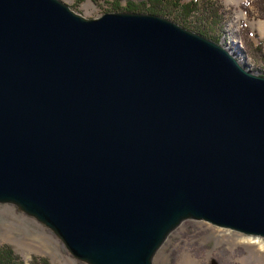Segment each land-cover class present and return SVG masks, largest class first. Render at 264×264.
Here are the masks:
<instances>
[{
  "label": "water",
  "instance_id": "water-1",
  "mask_svg": "<svg viewBox=\"0 0 264 264\" xmlns=\"http://www.w3.org/2000/svg\"><path fill=\"white\" fill-rule=\"evenodd\" d=\"M221 39L0 0V203L88 264H153L187 219L264 238V75Z\"/></svg>",
  "mask_w": 264,
  "mask_h": 264
},
{
  "label": "rangeland",
  "instance_id": "rangeland-1",
  "mask_svg": "<svg viewBox=\"0 0 264 264\" xmlns=\"http://www.w3.org/2000/svg\"><path fill=\"white\" fill-rule=\"evenodd\" d=\"M63 1L87 18H97L112 10V0ZM217 1L233 10L223 35L238 39L252 68L263 74V61L259 55L252 54L251 47L260 42L264 45V19L259 17L253 4L250 13L240 7L246 0ZM4 245L20 255L25 264H31L35 258L46 259L51 264H88L76 258L51 228L12 203H0V246ZM261 245H264L261 236L187 219L168 235L152 261L153 264H264Z\"/></svg>",
  "mask_w": 264,
  "mask_h": 264
},
{
  "label": "trees",
  "instance_id": "trees-1",
  "mask_svg": "<svg viewBox=\"0 0 264 264\" xmlns=\"http://www.w3.org/2000/svg\"><path fill=\"white\" fill-rule=\"evenodd\" d=\"M82 1L77 0L78 3ZM93 1L99 3L100 0ZM110 3L111 11L144 12L165 16L217 42L225 34L226 24L233 12L232 8H226L217 0H191L189 2H181L180 0H112ZM251 4L255 6L259 17L264 19V0H246L241 3L240 7L245 12L250 13L252 11ZM251 48L252 54L255 57L259 55L263 61L261 68L264 75L263 42ZM0 264H25V261L10 246L4 245L0 246ZM31 264L51 263L46 259L35 258Z\"/></svg>",
  "mask_w": 264,
  "mask_h": 264
},
{
  "label": "built area",
  "instance_id": "built-area-1",
  "mask_svg": "<svg viewBox=\"0 0 264 264\" xmlns=\"http://www.w3.org/2000/svg\"><path fill=\"white\" fill-rule=\"evenodd\" d=\"M224 38H225V40L234 41L235 43H238V44L241 46L242 50H243V47H242V45L240 44L241 42H240L238 39H230V38L226 37V35H224ZM238 41H239V42H238Z\"/></svg>",
  "mask_w": 264,
  "mask_h": 264
},
{
  "label": "bare ground",
  "instance_id": "bare-ground-1",
  "mask_svg": "<svg viewBox=\"0 0 264 264\" xmlns=\"http://www.w3.org/2000/svg\"><path fill=\"white\" fill-rule=\"evenodd\" d=\"M253 242V241H252ZM257 243V241H255ZM254 243V242H253ZM261 250H264V245H261L260 247Z\"/></svg>",
  "mask_w": 264,
  "mask_h": 264
}]
</instances>
